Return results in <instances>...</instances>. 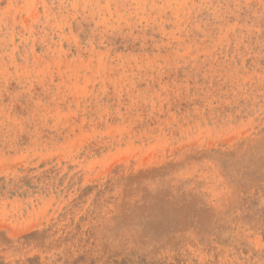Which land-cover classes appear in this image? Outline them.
<instances>
[{
	"label": "rangeland",
	"instance_id": "obj_1",
	"mask_svg": "<svg viewBox=\"0 0 264 264\" xmlns=\"http://www.w3.org/2000/svg\"><path fill=\"white\" fill-rule=\"evenodd\" d=\"M0 264H264V0H0Z\"/></svg>",
	"mask_w": 264,
	"mask_h": 264
}]
</instances>
